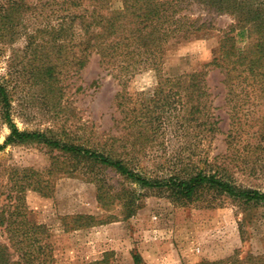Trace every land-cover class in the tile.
<instances>
[{
	"label": "rangeland",
	"instance_id": "rangeland-1",
	"mask_svg": "<svg viewBox=\"0 0 264 264\" xmlns=\"http://www.w3.org/2000/svg\"><path fill=\"white\" fill-rule=\"evenodd\" d=\"M192 10L195 16L207 19L211 29L199 37L173 41L166 53L163 74L206 73L215 129L211 132L204 131L205 127L190 129L192 134L183 136L180 134L183 131L175 134L176 128H172L168 136H157L154 143L142 150L133 151L128 143V158L151 177L179 168L210 169L225 162L237 184L264 192V147L243 152L239 160L237 154L242 149L239 148L242 140L249 139L252 145L258 143L247 135L254 131L250 123L245 126L244 116L250 113L259 116L264 105L256 107L255 103L233 111L224 74L211 66L220 37L233 19L227 15L210 16L197 6ZM41 11L44 14L37 20L26 15L27 27H19L13 42L0 46V76L17 86L14 122L22 131L52 130L87 147L106 148L113 143L112 137L121 136L124 130L118 95L123 89L130 96L151 91L157 83V74L142 71L131 77L124 88V82L115 78L102 66L99 56L94 55L78 75L70 76L61 104L49 105L41 100L37 88L28 83L29 76L18 74L27 61L23 56L28 42L26 32H33L47 22L44 15L49 14L48 8L39 7L36 12ZM236 112L238 117H234ZM241 124L244 132L248 131L242 134L238 146L231 145V132L233 128L234 132L241 129ZM9 134L10 129L0 119V144ZM55 154L36 144L9 145L0 152V243L10 246L12 253L16 252L10 241L12 231L30 236L39 232L43 242L51 245L52 260L48 262L51 264H90L103 259L106 264H136V255L141 258L139 264H264L263 205H246L220 196L183 204L159 192L142 191L123 177L105 171L101 177L115 190L135 189L140 196L137 213L126 218L119 201L103 207L97 200L96 185L82 178L49 176L46 196L27 187L25 171L46 173ZM77 214L93 215L108 222L66 231L64 218ZM36 226L42 228L38 230ZM21 238L22 235L16 236Z\"/></svg>",
	"mask_w": 264,
	"mask_h": 264
},
{
	"label": "trees",
	"instance_id": "trees-1",
	"mask_svg": "<svg viewBox=\"0 0 264 264\" xmlns=\"http://www.w3.org/2000/svg\"><path fill=\"white\" fill-rule=\"evenodd\" d=\"M194 6L203 8L210 16L227 15L233 19L232 25L223 31L211 62L212 67L224 74L233 111L255 103L256 107L264 105V0H46L36 4L27 0H0V46L13 42L19 27H27L26 15L37 20L44 14L36 12L39 7L49 10L44 15L47 22H42L43 27L26 32L28 42L23 56L27 61L18 73L29 76L28 83L37 88L41 100L49 105L61 104L70 76L78 75L94 55L99 56L105 69L124 82V88L131 77L142 71L157 74V83L151 91L130 96L123 89L118 95L124 130L121 136H113V143L106 148L87 147L52 130H20L13 118L17 86L0 76V119L10 129L5 142L0 144V152L9 145L36 144L56 153L46 173L25 171L27 187L46 196L50 189L47 177L82 178L96 185L97 200L103 207L119 201L126 218L137 213L140 196L135 189L115 190L101 177L105 171L123 177L142 191L159 192L183 204L220 196L246 205L264 206V192L237 184L225 162L210 169L179 168L151 177L128 158V143L133 151L142 150L154 143L157 136H168L172 128H176L175 134L183 131L180 132L183 136L191 135L190 129L205 127L207 132L215 129L206 73L163 74L166 53L173 41L199 37L211 29L207 19L193 14ZM236 114L234 117H238ZM250 114L244 116V124L250 123L254 132L247 135L258 143L252 145L249 139L242 140L238 160L243 152L264 147V111L259 116ZM242 125L235 132L233 128L231 145L238 146L242 134L248 131L244 132ZM107 222L87 214L64 218L66 231ZM41 228L36 226L38 230ZM35 233L30 236L12 231L10 241L16 252L0 243V264H51L48 263L52 260L51 245L43 242L41 233ZM21 235V239H16ZM140 261L136 255V264ZM106 262L103 259L90 264Z\"/></svg>",
	"mask_w": 264,
	"mask_h": 264
}]
</instances>
